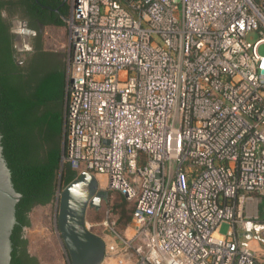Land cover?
I'll return each mask as SVG.
<instances>
[{"label":"built area","instance_id":"built-area-1","mask_svg":"<svg viewBox=\"0 0 264 264\" xmlns=\"http://www.w3.org/2000/svg\"><path fill=\"white\" fill-rule=\"evenodd\" d=\"M67 22L61 163L134 202L129 264H264V0H72Z\"/></svg>","mask_w":264,"mask_h":264},{"label":"trees","instance_id":"trees-1","mask_svg":"<svg viewBox=\"0 0 264 264\" xmlns=\"http://www.w3.org/2000/svg\"><path fill=\"white\" fill-rule=\"evenodd\" d=\"M128 1L122 0L124 4ZM8 3L7 0H0V31L6 30L1 10ZM67 13L68 6L65 4L56 20L50 18L45 23L61 26L64 24L62 17ZM65 56V50L47 48L42 37L38 50L27 61L26 72L19 75L21 95L9 103V110L6 101L1 98L0 87V122L5 120L6 126L12 128L4 135L0 126L3 152L14 186L22 194L16 205L17 223L11 237L12 264H40L38 257L30 252L29 240L24 232L31 225L30 212L37 205L55 201L59 182L62 188L79 176L68 164H64L61 171L69 60L68 54L66 60ZM117 206H120L122 227H126L132 216L124 208V200ZM93 209L96 213L100 211V208Z\"/></svg>","mask_w":264,"mask_h":264},{"label":"rangeland","instance_id":"rangeland-1","mask_svg":"<svg viewBox=\"0 0 264 264\" xmlns=\"http://www.w3.org/2000/svg\"><path fill=\"white\" fill-rule=\"evenodd\" d=\"M68 13H71L72 0L65 1ZM66 15V16H67ZM63 16L64 24L61 26H48L44 31V43L52 50H65V60L70 51V38L68 32V17ZM258 38L255 31H249L247 40L253 43ZM258 52L264 55V42L258 45ZM100 188L108 190L109 196L102 201L100 211L96 213L93 207L87 211V223L89 227L102 236L106 241V254L101 264H129L139 257L138 250L142 249V243L133 236L130 223L122 227L120 222V206L124 200L127 214L132 216L134 202L128 200L119 190L110 189L104 177L96 176ZM57 194V192H56ZM56 200L45 205H37L30 212L31 225L24 229L25 236L29 240V250L36 255L40 264H67V255L63 242L56 232L57 208ZM132 219V218H131ZM229 223L223 222L220 232L227 234Z\"/></svg>","mask_w":264,"mask_h":264},{"label":"water","instance_id":"water-1","mask_svg":"<svg viewBox=\"0 0 264 264\" xmlns=\"http://www.w3.org/2000/svg\"><path fill=\"white\" fill-rule=\"evenodd\" d=\"M1 139L0 133V264H12L11 237L17 223L16 205L22 194L14 186ZM62 167L63 164L61 171ZM108 196V190L100 188L98 178L87 171L57 190L56 226L70 264L102 263L106 241L89 227L86 217L90 206Z\"/></svg>","mask_w":264,"mask_h":264},{"label":"flooded vegetation","instance_id":"flooded-vegetation-1","mask_svg":"<svg viewBox=\"0 0 264 264\" xmlns=\"http://www.w3.org/2000/svg\"><path fill=\"white\" fill-rule=\"evenodd\" d=\"M7 1L9 3L1 10L6 30L0 31V87L2 89L1 98L6 101L9 110V103H13L21 95L19 94L21 90L19 75L26 72L27 61L38 50L42 37L44 39V31L49 26L45 22L50 18L57 19L66 0ZM0 126L4 135L12 131L11 127L6 126L5 120L0 122ZM0 133L3 138L1 130ZM59 186L60 182L58 188ZM103 200L105 199L101 198L98 204L91 207L99 209Z\"/></svg>","mask_w":264,"mask_h":264},{"label":"crops","instance_id":"crops-1","mask_svg":"<svg viewBox=\"0 0 264 264\" xmlns=\"http://www.w3.org/2000/svg\"><path fill=\"white\" fill-rule=\"evenodd\" d=\"M252 245H253L254 247H256V248L258 247V246H257V243H255V242H252ZM261 249H262V248H261Z\"/></svg>","mask_w":264,"mask_h":264}]
</instances>
